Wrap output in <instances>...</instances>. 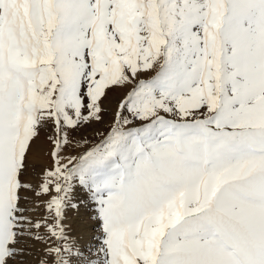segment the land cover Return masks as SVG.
<instances>
[{
    "label": "snow or ice",
    "instance_id": "6c2138e0",
    "mask_svg": "<svg viewBox=\"0 0 264 264\" xmlns=\"http://www.w3.org/2000/svg\"><path fill=\"white\" fill-rule=\"evenodd\" d=\"M0 264H264V0H0Z\"/></svg>",
    "mask_w": 264,
    "mask_h": 264
},
{
    "label": "rangeland",
    "instance_id": "374dc122",
    "mask_svg": "<svg viewBox=\"0 0 264 264\" xmlns=\"http://www.w3.org/2000/svg\"><path fill=\"white\" fill-rule=\"evenodd\" d=\"M86 213H88L87 216H86ZM90 216H91V209H83L82 208L80 215L78 217H75L72 221V223L74 225V231L72 233L73 235H78V236L83 237L84 233L86 232V231L84 232L85 229H84L83 225H86V227H87V223H89V221L91 222V225H92V226L90 225L89 230L90 231L92 230V232H94L92 235L95 234V229H94L93 224H92L93 222L89 219Z\"/></svg>",
    "mask_w": 264,
    "mask_h": 264
},
{
    "label": "bare ground",
    "instance_id": "6f19581e",
    "mask_svg": "<svg viewBox=\"0 0 264 264\" xmlns=\"http://www.w3.org/2000/svg\"><path fill=\"white\" fill-rule=\"evenodd\" d=\"M83 214H84V213H83ZM87 214H88V213H86V216H87ZM92 224H93V223H92ZM90 225H91V222H90V221H89V223H87V227H86V225H83V227H84V229H85L84 232L86 231V232L84 233L83 237L86 236V237H88V238L91 239V238H94L93 236H94L95 234L92 235L94 232H92V230H91V231L89 230ZM91 226H92V225H91ZM80 228H81V227H80ZM78 229H79V228H78ZM91 229H92V228H91Z\"/></svg>",
    "mask_w": 264,
    "mask_h": 264
}]
</instances>
